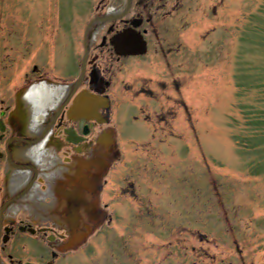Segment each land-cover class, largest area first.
Masks as SVG:
<instances>
[{
	"label": "rangeland",
	"instance_id": "374dc122",
	"mask_svg": "<svg viewBox=\"0 0 264 264\" xmlns=\"http://www.w3.org/2000/svg\"><path fill=\"white\" fill-rule=\"evenodd\" d=\"M99 1L0 0L3 54L17 23L10 15L72 16L79 32ZM160 1L155 18L169 43L114 66L109 91L124 187L114 219L67 261L264 264V0ZM80 51L74 45V73ZM33 239L24 236V245Z\"/></svg>",
	"mask_w": 264,
	"mask_h": 264
},
{
	"label": "flooded vegetation",
	"instance_id": "af4514ba",
	"mask_svg": "<svg viewBox=\"0 0 264 264\" xmlns=\"http://www.w3.org/2000/svg\"><path fill=\"white\" fill-rule=\"evenodd\" d=\"M165 5L100 0L92 18L80 19L79 32L72 16L10 15L11 26L17 23L6 54L0 38V264H70V252L99 226L112 223L124 189L117 184L121 147L109 91L114 66L129 59L131 66L132 58L164 50L169 41L155 17ZM128 29L141 36L144 53L126 54L117 42ZM74 45L81 50L76 73ZM2 69L8 72L2 75ZM129 82L123 86L132 90L134 81ZM84 90L102 99L99 118L73 109ZM139 90L147 88L141 84ZM125 102L131 120L134 104ZM27 235L34 238L32 248L23 243Z\"/></svg>",
	"mask_w": 264,
	"mask_h": 264
},
{
	"label": "bare ground",
	"instance_id": "6f19581e",
	"mask_svg": "<svg viewBox=\"0 0 264 264\" xmlns=\"http://www.w3.org/2000/svg\"><path fill=\"white\" fill-rule=\"evenodd\" d=\"M133 33L134 32H132V34H124V35L123 33H121L122 35L120 34L117 35L116 37L117 42H121V43L124 42L125 46H128L132 38L137 36L136 34H133ZM122 48L125 50L124 52H126L127 49H132L131 46L126 49L122 46ZM88 98H92L93 100L90 103H88L86 102V100L88 101ZM100 101H102V99L99 96H97L96 94L92 92L84 90L77 97L75 101V105L73 106V109H75L76 112L79 114L99 118L98 115H96V109H97V106L100 104ZM89 104H90V108H89Z\"/></svg>",
	"mask_w": 264,
	"mask_h": 264
},
{
	"label": "water",
	"instance_id": "95a60500",
	"mask_svg": "<svg viewBox=\"0 0 264 264\" xmlns=\"http://www.w3.org/2000/svg\"><path fill=\"white\" fill-rule=\"evenodd\" d=\"M121 33H123V35L124 34H132V30L128 29V30H125ZM121 33H120V35H122ZM131 41H130L131 43L129 42L128 46H125L124 42L123 43L119 42L125 49L131 46L132 49H127V51L125 52L126 54H139V53H144L146 51V49L144 48V41L142 40L141 36L137 35V36L133 37ZM135 47H137V48L135 49ZM86 57H87V55H85V60H86ZM92 100H93L92 98H88V101L86 100V102L90 103ZM89 108H90V104H89ZM26 264H38V263L27 262Z\"/></svg>",
	"mask_w": 264,
	"mask_h": 264
}]
</instances>
